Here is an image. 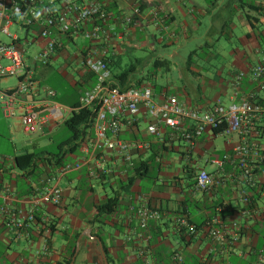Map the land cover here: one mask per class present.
<instances>
[{
  "label": "crops",
  "instance_id": "obj_1",
  "mask_svg": "<svg viewBox=\"0 0 264 264\" xmlns=\"http://www.w3.org/2000/svg\"><path fill=\"white\" fill-rule=\"evenodd\" d=\"M92 1L102 4L107 10L116 34L106 43L101 42L99 49H104L107 54L112 51L114 55H128V59L135 52L153 49L152 42L162 47H175L181 44L179 39L189 40L187 35L203 32L208 37L213 27L219 34L228 28L231 36L240 35L227 64L222 65L220 71L213 74L205 70L202 75L198 69L180 88H157L148 84L156 103L162 104L174 96L186 109L207 112L216 103L227 107L240 97L255 93V102L264 111V91L258 90L250 77L251 69L264 53L259 37L264 35V21L261 19L255 27L248 22V17L256 16L253 5L259 0ZM133 6H139L141 17L135 19V24L125 27L121 19L131 15ZM151 12L164 18V23H156L150 17ZM231 18L236 22L233 23ZM70 45L74 46L73 53L67 52ZM90 47V43L81 36L71 35L63 40V48L54 53L48 65L33 64L28 60L33 77L40 85L53 89L57 102L65 107L78 103L80 97L94 86L88 82L89 71L82 53ZM58 58L62 62L54 69L51 64ZM214 60L218 61L219 57L205 56L202 62L209 64ZM240 73L243 74L240 86L234 90L232 84ZM15 85L16 81L6 89ZM4 119L7 120L4 131L12 135L13 124L8 121L11 119ZM123 119L121 140L149 144L148 150L130 151L133 167L140 161L147 164L148 168L139 174L134 173L133 167L125 166L118 156L103 152L97 153L95 159L80 170L63 176L59 171L43 174L37 183H32L31 190L26 191L21 182L10 174L11 162L26 151H37L35 147L39 143L30 141L21 149L14 146L12 155L0 156V160L5 161L0 171V188L7 187L14 198L23 199L32 195L36 188L41 191L54 185L63 193L60 205H45L37 209V220L20 237H17L16 228L7 229L0 218V264H62L72 250L74 254L69 264H176L172 261L175 253L182 256L181 264H198L201 258H206L208 264H264V168L253 173L254 185L247 186L236 162L225 161L221 168L214 163L233 154L241 143L239 136L216 135L211 129H206L188 150L187 142L179 134L152 119L145 108H141L134 119L127 115ZM14 122L21 128L18 120ZM258 124L263 125L261 121ZM59 125L52 124L45 134L33 135L49 136ZM148 125L158 128L160 138L147 132ZM247 142L258 153V157L251 159V167L255 171L257 162L264 155V138L248 137ZM86 159L80 148L68 157L66 165ZM97 161L107 171L101 182L88 176V171ZM201 170L216 181L210 190L204 192L195 188V176ZM128 177L133 178V183L129 188H122L118 181ZM241 190L251 200L247 208L238 196ZM116 195H119L116 211L106 218L98 217L95 205ZM138 196H143L148 206L159 215V219L151 221L143 232L139 229L135 213L139 207L136 203ZM4 204L0 194V206ZM6 204L16 207L12 201ZM180 217H185L195 226L214 220L215 225L227 233L228 244L225 247L213 244L205 227L199 229L193 238L180 234L175 228ZM235 232L239 234L237 241L232 239Z\"/></svg>",
  "mask_w": 264,
  "mask_h": 264
},
{
  "label": "built area",
  "instance_id": "obj_2",
  "mask_svg": "<svg viewBox=\"0 0 264 264\" xmlns=\"http://www.w3.org/2000/svg\"><path fill=\"white\" fill-rule=\"evenodd\" d=\"M257 6L264 14V0H259ZM139 17V6H133L131 15L124 16L121 22L123 26L128 27L135 24V19ZM150 17L156 23H164V18L156 12H151ZM110 18L104 6L92 0H0V81L12 78L16 80L13 88L0 89V111L3 117L18 120L23 133L33 135L45 134L50 125L62 124L71 115L73 109L57 102L56 92L40 85L33 77V69L29 63L48 65L54 53L63 47L62 41L71 35H78L91 45L84 55L83 62L96 78L92 89L79 99V108L95 107L93 138L82 147L87 159L73 165H65L60 169V175L80 170L95 159L97 153L103 152L118 156L125 166L132 168L130 151L148 150L149 144L120 139L124 127L123 117L127 115L134 119L140 109L145 108L152 119L179 134L187 142L188 150L192 149L196 138L206 129L213 130L225 125L220 135L237 134L241 143L233 150L231 156L226 155L214 163L221 168L225 161L236 162L245 184L253 186L251 159L258 157V153L255 147L247 142V138L251 132L252 121L263 112L261 106L255 102L256 94L240 97L237 102L227 107L216 103L210 111L201 112L186 109L174 96L168 97L162 104L156 103L150 86L131 88L124 92L110 87L107 84L109 70L102 59L107 51L99 49L102 47L101 42L106 43L116 36ZM13 26L24 31L23 39H20L18 32L10 33ZM29 47H34L37 51L29 53L26 50ZM242 77V73L235 77L232 84L234 90L239 88ZM250 77L256 88L264 91V53H261L259 63L251 69ZM147 132L157 138L161 136L155 125H148ZM106 172L97 161L94 168L88 171V176L98 180L105 176ZM262 172L264 175V169ZM215 183V179L206 171L201 170L195 176V188L198 191H208ZM33 192L30 196L17 199L7 187L0 188L5 202L0 206V218L7 229H17V237L26 233L36 221L37 209L45 205L58 206L62 202L63 193L57 185L41 191L36 188ZM238 196L244 204L249 201L243 190L239 191ZM9 201L16 207L8 206L6 203ZM136 203L139 207L135 213L139 229L143 232L151 221L159 219V215L148 206L143 196H138ZM215 224L214 220L207 222V234L213 244L225 247L228 244V235L221 226ZM176 227L190 238L198 233L196 226L189 223L185 217L176 220ZM238 237L237 232L232 234L234 241H237ZM172 261L181 264L183 258L175 253ZM198 264L208 263L206 258H201Z\"/></svg>",
  "mask_w": 264,
  "mask_h": 264
},
{
  "label": "trees",
  "instance_id": "obj_3",
  "mask_svg": "<svg viewBox=\"0 0 264 264\" xmlns=\"http://www.w3.org/2000/svg\"><path fill=\"white\" fill-rule=\"evenodd\" d=\"M105 9V8H104ZM106 10V9H105ZM107 11V10H106ZM253 12L255 13V17H248V22L252 27H255L260 20L264 21V14L260 12L257 4L253 5ZM112 21V17L109 20ZM261 39V44L264 47V35H259ZM63 42V41H62ZM88 43V41L86 40ZM63 48V47H62ZM61 48V49H62ZM60 50V49H59ZM58 51V50H57ZM83 55L86 52H82ZM192 53L188 56V65H190V61L192 60ZM128 55H124L123 57L119 54L114 55L112 51L108 52V54L103 56V61L107 64V68L109 70V79L107 84L112 88H117L120 92L127 91L131 88H141L147 86L153 80L154 74H148L146 76H139L137 74V66L130 65L127 66L126 59ZM136 65H143V59L137 58L135 59ZM146 65V64H144ZM143 65V66H144ZM46 66V65H45ZM152 67L154 69L159 68H169L170 61L168 60H159L155 59L153 62ZM89 73L88 82L94 85L96 82V78L93 73ZM57 100V99H56ZM70 108L73 109L71 115L63 122V125L66 129L70 132V137L65 140L64 142L57 145V151L51 152L48 149H40L37 151L32 152H24L20 155H17L13 158L11 162L12 171L10 174L13 175L18 182H21L22 187L26 189V191H30L32 188V183H37L38 180L41 178L43 174H55L57 171H60L67 163L68 157L71 155L76 154L80 148L86 145L92 138H93V131L92 126L95 119V107L89 108H79V102L72 105ZM260 119V120H258ZM263 123V125H259L257 123ZM225 129V125H220L214 128L212 131L214 134L218 135ZM248 137L253 138H264V111L258 116L256 120L252 121L251 125V132ZM5 165V161L0 160V171L2 170L3 166ZM257 167H255V173L258 168H264V155L257 162ZM147 164L145 162H138L134 163V173L139 174L141 171L146 170ZM104 176H102L99 180L101 182ZM133 183V178L128 177L124 181H118V184L121 185L122 188H129ZM250 186V185H248ZM253 189V188H252ZM251 189V191H252ZM33 192V191H32ZM249 201L245 204L247 208L250 205V198L248 197ZM119 204V195L112 197L105 202H100L98 205H95L96 214L97 216H101L106 218L111 216L117 209ZM245 209V208H244ZM37 220V215L35 216ZM206 228V225L203 223L201 226H196L197 230L201 228ZM51 229V227H49ZM177 229V227H175ZM180 234H182L183 230H179ZM190 238V237H189ZM184 240V238H182ZM74 254V250L71 251L69 258L64 261L62 264H69L71 257Z\"/></svg>",
  "mask_w": 264,
  "mask_h": 264
},
{
  "label": "rangeland",
  "instance_id": "obj_4",
  "mask_svg": "<svg viewBox=\"0 0 264 264\" xmlns=\"http://www.w3.org/2000/svg\"><path fill=\"white\" fill-rule=\"evenodd\" d=\"M228 20L229 18H226V21ZM231 21L233 23L236 22L234 18H231ZM14 32H18L20 39H23L24 31L21 29L19 30L16 26H13L10 28V33L13 34ZM239 36L240 35L238 34L231 36L228 28L224 29L223 34H219L218 30L213 27L211 34H209L208 37H206V35L202 32L195 35H187L189 40H181L178 38L181 41V44L175 47H162L161 44L152 42L154 46L153 49L148 48L144 51L135 52L133 56H130L129 59H126V64L127 66H137L136 75L146 76L153 73V80L150 83L152 86H156L157 88L163 86L168 89L180 88L187 83V80H191V73L198 69H201L202 75H204L205 70L213 74L218 72V70L220 71L223 68L222 65L227 64L231 49H234L236 46L237 38ZM156 37L158 38L159 35L156 34ZM218 38H220V41H217ZM77 40L79 42L82 41L81 39ZM206 46L210 47L207 48ZM73 49L74 46L70 45V49L67 52L73 53ZM26 50L29 53H35L37 51V49L34 47H29V49L26 48ZM191 53L193 55L191 62L194 60H196V62H192L193 64L190 63V65H188V56L191 55ZM205 56H218L219 60H214L209 64H205L202 62ZM135 58L143 59V65H146H136ZM155 59H165L170 61V67L168 69L165 67L154 69L152 65ZM60 62L62 61L58 58V61L51 64L52 68L56 69L58 63ZM181 76H184L183 79ZM15 81L16 80L13 78L1 81L0 89H6L10 86H13ZM8 121L10 124H13L11 126L12 135H7V133L4 131V123L7 122V120L2 117L0 111V156L12 155L14 146H16L17 149H21L25 143L34 140L39 143V145L35 147L36 150L45 147V149H48L51 152H56V146L70 137V132L63 124H60L58 127H54L52 133L49 136L41 138L39 135L24 134L21 128L16 126L17 124L14 122V120ZM81 193H79V195Z\"/></svg>",
  "mask_w": 264,
  "mask_h": 264
},
{
  "label": "water",
  "instance_id": "obj_5",
  "mask_svg": "<svg viewBox=\"0 0 264 264\" xmlns=\"http://www.w3.org/2000/svg\"><path fill=\"white\" fill-rule=\"evenodd\" d=\"M102 255H103V259L105 260V257H104V253H103V251H102ZM73 260H74V259H73ZM72 263H73V262H72ZM72 263H71V264H72Z\"/></svg>",
  "mask_w": 264,
  "mask_h": 264
}]
</instances>
